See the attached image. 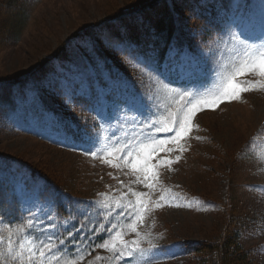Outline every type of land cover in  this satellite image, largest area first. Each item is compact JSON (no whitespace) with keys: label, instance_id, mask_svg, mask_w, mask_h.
Instances as JSON below:
<instances>
[{"label":"rangeland","instance_id":"rangeland-1","mask_svg":"<svg viewBox=\"0 0 264 264\" xmlns=\"http://www.w3.org/2000/svg\"><path fill=\"white\" fill-rule=\"evenodd\" d=\"M8 1L0 11V79L15 72L31 73L62 41L70 53L55 58L41 81L16 93L13 105H0V151L26 162L0 157V189L8 197L15 195L28 225L34 216L40 217L33 221L38 227H29L21 236L0 218V236L26 248L37 236L44 240L45 232L60 237V231L74 225L69 217L60 221L56 207L61 204L81 215L76 229L81 224L87 228L73 230L76 237L82 233L77 238L82 243L70 244V252L55 253L46 264H124L125 259L131 264H196L182 242L216 238L213 229L223 228L227 217L221 213L222 203H227L238 219L241 246L251 252L254 264H264V77L250 70L264 50V0H228L227 8L217 3V8L208 9L206 14L213 11L218 16L213 17L220 31L215 30L216 38L208 47L198 40L195 52L185 49L162 63L170 68L168 81L152 71L155 61L131 52L124 43L103 39L100 48L107 55L102 56L80 34L125 0ZM237 81H248L249 90L240 91L239 99H224L196 111L192 130L179 144L159 145L174 131L153 130L159 138L156 143L145 140L134 123L143 117L131 101L141 95L152 98L156 113L152 120L164 127L169 112H177L182 103L174 90L211 99ZM65 91L72 93L67 103ZM85 131L99 141L98 149L109 148L96 156L86 153L88 145L81 140ZM114 134L121 145L126 137L130 141L125 149L133 152L129 160L156 147L151 163L161 158L171 161L154 169L158 173L152 180L154 188L144 187L142 174L116 158L120 153L107 154L116 144ZM30 167L54 179L74 198L54 185L47 187L43 175L31 173ZM134 193L148 194L142 221L116 214L117 205L129 210L137 206ZM89 229L96 232L90 234ZM92 240L99 244L92 246ZM121 240H136L140 249L117 261ZM35 259L41 264L38 256Z\"/></svg>","mask_w":264,"mask_h":264},{"label":"trees","instance_id":"trees-1","mask_svg":"<svg viewBox=\"0 0 264 264\" xmlns=\"http://www.w3.org/2000/svg\"><path fill=\"white\" fill-rule=\"evenodd\" d=\"M217 3L223 8H227L228 0H125L123 4L108 9L104 13L105 17L100 21L85 26L80 34L90 39L102 56L107 55L102 53L100 48L101 42L105 39L109 42L124 43L131 52L162 64L170 62L173 56L185 49L195 52L198 40H201L205 46L212 42L215 30L219 29L220 23L215 22L213 16L216 14L213 11L210 15L206 13L208 9L217 8ZM8 4H10L8 0H0V11ZM201 28L202 33H197ZM2 33L0 30L1 40L3 39ZM4 33L6 34V32ZM69 53L67 44L62 41L60 46L48 57L39 61L37 68L31 73L15 72L8 75L7 78L6 75L3 76L4 78L0 79V105H13L16 93H23L25 86L29 83L41 81L45 76L43 74H46L54 66V59H62ZM41 99L44 104L49 105V101L42 94ZM55 108L52 109L54 114H57L58 111ZM65 128L69 132L72 131L69 124H65ZM0 157L13 158L20 164H26L20 157L5 155L1 151ZM36 171L43 175L47 187L54 185L55 189L63 192L67 197L74 198L71 192L65 193L66 190L54 179L43 172L40 173L39 170L31 169L33 174ZM71 199L68 201L69 205L72 203ZM57 200L59 202L58 198ZM222 206L221 213L227 218L222 229L220 227L213 229L215 234L217 232V237L196 242L183 241L184 251L192 256L190 260L196 264H254L251 252L240 244L238 219L235 217L234 211L231 212L227 203H222ZM56 209L60 221L61 218L69 217L74 222V225L72 223L68 230H74L73 226L77 228L81 215L74 212V207L71 206V209L67 211L65 207L58 204ZM0 218L5 225L15 229L20 236L29 232V225L19 209L15 195L12 194L8 197L2 189H0ZM63 231V233L59 232V240L65 242L63 247L66 249L70 245L69 237L67 231ZM96 234L98 237L99 233ZM81 236L82 233H77V238H81ZM59 240H54V248L59 246ZM92 243V246L99 244L95 240H92ZM66 250H69V247ZM60 253L65 252H56L57 255Z\"/></svg>","mask_w":264,"mask_h":264},{"label":"snow or ice","instance_id":"snow-or-ice-1","mask_svg":"<svg viewBox=\"0 0 264 264\" xmlns=\"http://www.w3.org/2000/svg\"><path fill=\"white\" fill-rule=\"evenodd\" d=\"M233 38L236 39V37ZM170 51H172L171 48ZM250 70L252 73H258L261 77H264V50L259 53L258 62L256 60H253L251 62ZM152 71H154L155 75L159 80H169L170 68L167 65H162L159 61H157L155 62ZM247 83L249 82L237 81L235 84L230 82V90H226L223 94L217 95L211 99L199 97L188 91L174 90L176 91V95L179 96L180 101H182V103L180 104V107L177 112H169L167 122L164 127H158L157 123L153 122L152 120V117L156 115V113L153 111L155 105L149 102L152 98L149 96L141 95L138 99H134L133 101H131V106L143 117L142 120L134 121V123L138 124L139 128L141 129L140 135H142L145 140H151L154 144L156 143V140H158L159 138L152 135L153 130H155V132L174 131V136L159 140V145H164L169 142L173 144H179L180 140L192 130L193 125L191 121L196 111L202 110L206 106L217 105L224 99H239L240 91L249 90L246 87ZM71 95L72 93L70 91H65L64 96L66 97V103L69 99H71ZM97 115L100 120L104 119L103 115L99 113ZM133 131H135V129H133ZM81 140L83 143L88 145V147L85 149L86 153H90L93 156H96L99 152L106 151L109 148L108 145H104L103 149H98L96 145L97 143H99V141L96 138L89 136L86 131L81 137ZM115 140L116 144L112 146V150L108 151L107 154L109 156H112L116 153H120V155L116 158L118 160L123 159L125 164L130 165L133 172H139L142 174L143 179L141 182L144 184V187L149 189L154 188L155 185L152 183V180L155 179V177L158 175V173L154 171V169H158L164 166L165 164H170L171 161L161 158L157 160L155 164L151 163L153 159V153L157 150L156 147H153L150 151H147V153L142 158L139 155H136L132 160H129V157H133V152L131 150L125 151V149L128 148V143H130V141L127 140L126 137V142L121 145L120 139L118 137H115ZM171 150L172 149H169V151ZM177 159H179V157H177ZM107 162L109 164H112L111 160ZM113 166L118 167L119 165L113 164ZM138 179H140V177H138ZM134 194L138 197L137 206L129 210L123 205H117L119 211H117L116 214L119 216H125L127 214L129 217L133 218L136 221H142L144 217L143 215H141V213H143L148 208V204L146 203V198L148 197V194ZM163 199L164 197L161 196V200ZM33 221H40V217L34 216L32 221H29L30 228L38 227V225ZM86 228V224H81V227L79 229H76L75 226H73V229L76 232H84ZM131 230L133 232L136 231V223L132 224ZM66 231L67 236L69 237L68 243L78 246L81 241L77 240L76 235L73 234V230ZM88 231L94 234L96 232V229H89ZM44 237V240H40V237L37 236L31 242L33 246L26 248L24 243L14 242L11 238L5 240L3 236H0V264H36L35 258L37 256L39 257L41 264H46V261L49 259V257L54 255L56 252L71 251L70 249L66 250L63 247L65 242L63 240H59V237L56 236L55 232H45ZM53 237H56L59 240V246L55 247V249L53 248L52 243ZM117 238L119 239V234L117 235ZM82 239H87V236L83 237ZM100 247H108V245L101 244ZM139 249L140 244L138 241L133 240L129 242L121 240L120 247L118 249L119 254L115 256V259L117 261H120L124 257H133ZM112 250L115 253L117 251V245L113 244ZM124 264H131V261L125 259Z\"/></svg>","mask_w":264,"mask_h":264}]
</instances>
